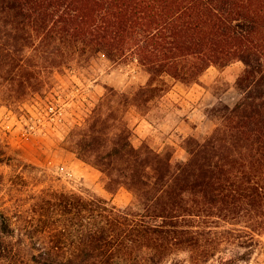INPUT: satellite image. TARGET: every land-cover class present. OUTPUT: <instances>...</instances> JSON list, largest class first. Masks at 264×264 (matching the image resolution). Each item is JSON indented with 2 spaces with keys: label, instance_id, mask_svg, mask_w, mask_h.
Listing matches in <instances>:
<instances>
[{
  "label": "trees",
  "instance_id": "16d2710c",
  "mask_svg": "<svg viewBox=\"0 0 264 264\" xmlns=\"http://www.w3.org/2000/svg\"><path fill=\"white\" fill-rule=\"evenodd\" d=\"M99 52L137 59L152 80L187 84L242 61L241 95L213 106L215 129L187 137L185 157L134 142L122 108L137 97L100 98L66 147L104 173L110 192L129 190L131 204L111 206L63 179L60 189L46 174L31 208L40 220L45 210L62 219V240L46 241L21 203L0 195V264H178L167 259L175 250L200 264L211 258L210 215H250L248 228L264 232V0H0V106L23 108L26 95L45 90L46 69Z\"/></svg>",
  "mask_w": 264,
  "mask_h": 264
},
{
  "label": "rangeland",
  "instance_id": "374dc122",
  "mask_svg": "<svg viewBox=\"0 0 264 264\" xmlns=\"http://www.w3.org/2000/svg\"><path fill=\"white\" fill-rule=\"evenodd\" d=\"M244 68L242 61L225 67L212 65L197 82L187 84L168 75L152 80L137 59L113 60L99 52L46 69L42 93L26 95L23 108L0 106V148L6 156L0 163V178L4 176L9 182L0 183V195H5L8 206L21 203L24 215L32 218L31 225L27 223L32 234L46 241L62 240L61 216L45 210L40 220V214L32 210L36 194L51 182L46 174L59 181L56 186L60 189L63 179L69 187L102 198L111 206L128 207L133 200L129 190L110 192L104 173L66 147L69 131L85 121L100 98L137 97L135 105L122 108L124 122L133 128L134 142H147L185 157L187 137L205 138L215 129L213 106L234 104L240 97L236 80ZM21 171H25L24 179H16L14 174ZM254 222L252 216L240 212L227 219L207 217L204 238L211 246V258L200 264H264V232L256 235L247 226ZM167 259L170 263L197 264L187 250H175Z\"/></svg>",
  "mask_w": 264,
  "mask_h": 264
}]
</instances>
